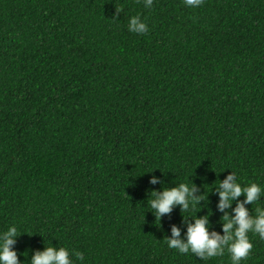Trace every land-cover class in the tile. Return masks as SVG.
Here are the masks:
<instances>
[{
    "label": "trees",
    "instance_id": "1",
    "mask_svg": "<svg viewBox=\"0 0 264 264\" xmlns=\"http://www.w3.org/2000/svg\"><path fill=\"white\" fill-rule=\"evenodd\" d=\"M231 171L264 186V0H0V232L17 228L19 264L49 244L74 264H231L165 242L209 213L224 234L245 199L219 210ZM180 183L207 199L156 219L152 192ZM249 235L242 264H264Z\"/></svg>",
    "mask_w": 264,
    "mask_h": 264
},
{
    "label": "clouds",
    "instance_id": "2",
    "mask_svg": "<svg viewBox=\"0 0 264 264\" xmlns=\"http://www.w3.org/2000/svg\"><path fill=\"white\" fill-rule=\"evenodd\" d=\"M189 8H198L203 0H183ZM153 0H144V6L150 8ZM147 23L139 15L132 16L128 21V31L136 34L148 32ZM158 182L152 176L150 183ZM220 211L229 208L236 198L243 195L245 199L237 203L233 209L235 215L225 214L222 218L223 235L209 232V215L202 217L192 216L194 223L187 226L186 239L180 238V229L173 226L172 237L165 239L170 249H176L181 254L194 253L203 260L223 256L225 251L229 254L231 264H242L246 260L254 245L250 233L258 235L264 240V207L257 206L255 214H250L246 204L258 202L264 196V186L255 182L243 184L233 171L218 182ZM195 186L192 183H180L178 187L165 189L160 193L153 191L154 198L150 201V208L154 210L156 219H159L179 205L183 211L196 208L199 201L206 200L207 196L194 197ZM17 228L10 226L6 231L0 232V264H19L17 251L13 246L19 236ZM73 253L67 247H54L47 245L43 251H36L31 264H74ZM76 259L84 260L82 253H75Z\"/></svg>",
    "mask_w": 264,
    "mask_h": 264
}]
</instances>
